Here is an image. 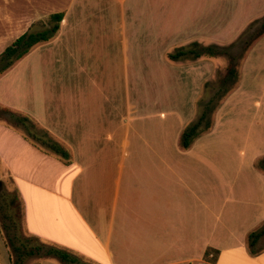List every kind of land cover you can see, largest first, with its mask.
Masks as SVG:
<instances>
[{"label": "crops", "instance_id": "0c3cea01", "mask_svg": "<svg viewBox=\"0 0 264 264\" xmlns=\"http://www.w3.org/2000/svg\"><path fill=\"white\" fill-rule=\"evenodd\" d=\"M113 1L116 42H106L105 33L95 37L120 49L128 119L120 102L96 103L98 90L73 86L76 74L87 71L73 42L75 0L48 14L64 13L55 42H65V50L31 53L0 76V106L30 117L71 153L66 162L0 120V182L2 193L17 197L18 227L86 264H264V249L253 255L248 245L249 234L264 225V170L257 167L264 158V36L243 59L240 85L216 111L213 128L188 149L180 137L195 114L187 106L172 110L173 122L159 110L166 120L160 126L148 119L146 107L157 104L139 105L136 89L131 102L135 61L123 54L124 42L164 41L167 25L187 20L194 41L224 46L264 17V0H165L172 18L154 16L151 25L141 21L138 6ZM33 3L23 0L17 30L28 32L40 19L31 14ZM2 21L14 29L13 18ZM90 41L87 48H95ZM208 248L219 251L215 263L205 259ZM28 263L68 264L56 257ZM0 264H11L1 226Z\"/></svg>", "mask_w": 264, "mask_h": 264}, {"label": "rangeland", "instance_id": "374dc122", "mask_svg": "<svg viewBox=\"0 0 264 264\" xmlns=\"http://www.w3.org/2000/svg\"><path fill=\"white\" fill-rule=\"evenodd\" d=\"M34 2L32 4L31 14L40 16V19L35 21L29 30L41 31L51 27L49 18L52 11L53 13L57 8L66 5L70 0H28ZM169 4L165 0H127L126 6L134 9L137 7L139 16L144 24L154 23L153 17L155 16V22L170 17L168 8ZM23 0H0V55L6 48L10 47L13 42L19 36L26 32V30H17L19 28L18 19L21 17L20 8L23 7ZM72 6L74 7L75 14H77L79 24V33L73 42H79L75 47L78 50L77 55L83 60L86 59L87 71L85 73H77V77L74 85L80 87L83 83L84 87L89 89H96L98 92L95 96L96 103L104 105H114L115 103H121L122 106V120L128 119L127 104H126V89H125V77L124 67L121 52L118 48H106L103 46L102 38L95 37L97 35L106 34V42H116L112 37L114 33V27L110 28V24L116 26L118 31L119 26V13L116 11L119 8L113 0H75ZM166 9V10H165ZM153 11V12H152ZM169 14V15H168ZM10 16L15 21L13 24V30H6L2 19ZM190 16V20L192 19ZM263 18L258 20L262 21ZM186 21V20H185ZM77 23V22H76ZM108 25L107 28L104 27ZM128 25V22H127ZM12 26V25H11ZM10 26V28H11ZM258 26V25H257ZM4 27V28H3ZM88 30L92 36L91 41L95 44V48H87L86 42L90 39L84 35V30ZM109 27V28H108ZM106 28V29H105ZM167 35L164 41L154 40L153 42H144L141 38L137 42H124L123 54L125 59L131 57L135 61V73L132 75V60L129 68L130 73V98L131 102L135 101V89L137 90V102L139 105H145L147 102H153L155 105H148L146 110L151 113V117L155 121L162 123L165 117H160L158 111H164L168 114V119L173 122L171 116L173 109L187 108L191 114H195L194 121L201 113V104L206 103L216 92L221 78L224 77L227 66L229 63L228 58L224 56L220 57H201L199 59H188L173 61L170 59V55L175 53L177 49L182 47H188L192 43L196 42L190 36L193 25L187 20L180 26L171 24L166 26ZM28 30V31H29ZM130 32V31H129ZM119 33V31H118ZM115 34V33H114ZM128 34V33H127ZM85 37H84V36ZM59 32L46 43H42L34 47L29 54L37 53L42 55L49 50L55 51L60 54V50H65V42H55L58 40ZM119 37V35H118ZM129 38V34H128ZM104 41V42H105ZM198 42V41H197ZM201 45L208 46L209 42H198ZM222 46V42H214ZM233 42L224 44L227 46ZM235 53L240 52V48L234 50ZM28 54V55H29ZM56 54L57 57H59ZM245 58V56H244ZM21 61V60H20ZM19 62V61H18ZM15 65H17V63ZM243 60L240 61L239 69V82L235 89L241 82V70ZM14 65V66H15ZM65 66V63H58L57 66ZM13 66V67H14ZM12 67V68H13ZM1 76V75H0ZM135 87V88H134ZM100 91V96H98ZM187 93L183 95V93ZM226 98L225 103L229 100ZM94 100H90L93 102ZM223 101V102H224ZM233 99L230 102H234ZM134 104V103H133ZM223 104V103H222ZM160 105V106H158ZM156 113L157 115H153ZM138 114H133V118H138ZM212 119H215L213 115ZM166 121V120H164ZM6 187H8L5 181ZM14 202L11 207H7L8 204ZM16 199L14 193H8V191L2 190L0 192V221L4 223L3 214L5 209H8L10 213H17ZM17 217V215H16ZM20 225V223H19ZM18 234L22 238H27L25 231L20 225ZM258 249H264V237L257 245ZM31 258L27 259L24 264H29Z\"/></svg>", "mask_w": 264, "mask_h": 264}, {"label": "trees", "instance_id": "16d2710c", "mask_svg": "<svg viewBox=\"0 0 264 264\" xmlns=\"http://www.w3.org/2000/svg\"><path fill=\"white\" fill-rule=\"evenodd\" d=\"M64 18V13H55L50 16L51 27L41 31H28L21 35L12 43V45L5 49L0 55V75L11 69L16 62L26 57L30 51L39 44L50 41L59 32L60 23ZM258 25V26H257ZM264 36V19L262 21L256 20L240 35V37L233 43L227 46L208 45L204 46L198 42H194L188 47H182L176 50L175 53L169 57L173 61L199 59L201 57H220L228 58L229 63L226 73L219 85L215 94L204 104H201L202 110L195 121L191 122L183 131L180 137V146L183 149L191 147L193 142L201 135L209 132L213 128L216 111L222 105L223 101L235 90L239 82L240 61L248 53L252 45ZM240 48L239 53L234 50ZM0 120L5 121L12 127L22 129L26 135L32 139L43 150L52 153L66 162H70V150L57 141L51 134L38 126L30 117L14 111L9 108L0 106ZM257 167L264 170V158L259 160ZM17 201V197H15ZM14 202H11L7 207H11ZM16 207H19L16 203ZM3 214L4 223H1L5 241L10 249L11 264H24L27 259L32 257H56L64 263L68 264H86L80 258L72 254L42 243L35 237L22 238L18 234L17 213H10L5 209ZM264 237V225L252 232L248 236V245L251 254L257 255L261 250L257 245ZM219 251L208 248L205 252V259L211 263H215Z\"/></svg>", "mask_w": 264, "mask_h": 264}, {"label": "water", "instance_id": "95a60500", "mask_svg": "<svg viewBox=\"0 0 264 264\" xmlns=\"http://www.w3.org/2000/svg\"><path fill=\"white\" fill-rule=\"evenodd\" d=\"M1 190H2V185H1V182H0V192H1Z\"/></svg>", "mask_w": 264, "mask_h": 264}]
</instances>
